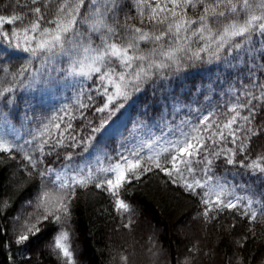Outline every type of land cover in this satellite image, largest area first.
I'll return each mask as SVG.
<instances>
[{
    "label": "snow or ice",
    "instance_id": "1",
    "mask_svg": "<svg viewBox=\"0 0 264 264\" xmlns=\"http://www.w3.org/2000/svg\"><path fill=\"white\" fill-rule=\"evenodd\" d=\"M0 73L8 264H90L73 244L76 201L108 193L134 229L123 193L149 173L196 198L205 224L247 221L237 232L233 216L226 264L257 259L240 253L264 225V0H14L0 13ZM61 91L70 102L46 108ZM140 129L142 143L123 135ZM199 255L185 245L171 264Z\"/></svg>",
    "mask_w": 264,
    "mask_h": 264
},
{
    "label": "trees",
    "instance_id": "2",
    "mask_svg": "<svg viewBox=\"0 0 264 264\" xmlns=\"http://www.w3.org/2000/svg\"><path fill=\"white\" fill-rule=\"evenodd\" d=\"M13 3L14 0H0V13L4 11L5 5ZM65 96H71V92L61 91L46 97V108L56 109L69 103ZM32 127H36L35 123ZM127 128H132L131 123ZM27 130L28 125H25L21 134ZM123 135L128 139L135 137L134 143L139 144L149 138L150 131H124ZM27 138L25 135V139ZM119 140L117 132L107 145L109 154ZM112 162L115 163V158ZM228 179L231 181L232 177L229 176ZM236 182L239 183V180ZM133 186L134 191L129 189L123 195L135 205L134 219L138 222V227L134 229L121 226L127 222L126 218L122 220L112 208V197L108 193H103L102 196L82 195L76 201L73 244L83 253L82 259L85 262L125 264L120 257L126 255V264H171L172 259L180 257V253L185 251V245L199 247L200 255L196 257L195 264H226L227 258L234 256L235 237L230 234L229 228L233 223V216H236L237 232L241 225L245 228L248 226L247 221H243L237 214L222 215L219 220L205 224L197 215L200 211L198 200L189 197L177 186L165 183L162 173L146 174L139 183L133 181ZM35 195L36 189H32L23 199L34 198ZM21 203L23 200L15 205L13 215L20 210ZM33 210L31 207L27 208L25 215ZM10 236L11 231L8 236L0 235V245L6 244ZM256 237L240 255H256L257 259L253 264H261L264 259L260 255L264 253V225H257ZM161 249L167 250V255ZM0 264H8L7 249L3 246H0Z\"/></svg>",
    "mask_w": 264,
    "mask_h": 264
}]
</instances>
